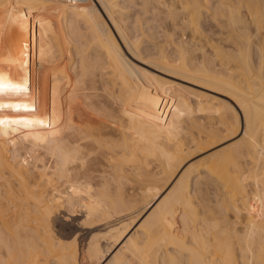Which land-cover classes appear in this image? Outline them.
I'll use <instances>...</instances> for the list:
<instances>
[{
  "label": "bare ground",
  "instance_id": "1",
  "mask_svg": "<svg viewBox=\"0 0 264 264\" xmlns=\"http://www.w3.org/2000/svg\"><path fill=\"white\" fill-rule=\"evenodd\" d=\"M143 1L0 0V79L26 89L0 92V264H79L51 224L75 208L85 228L140 211L88 264H264V44L200 68L165 47L191 0ZM232 6L209 9L246 28Z\"/></svg>",
  "mask_w": 264,
  "mask_h": 264
},
{
  "label": "rangeland",
  "instance_id": "2",
  "mask_svg": "<svg viewBox=\"0 0 264 264\" xmlns=\"http://www.w3.org/2000/svg\"><path fill=\"white\" fill-rule=\"evenodd\" d=\"M154 0H148V2L143 1L144 6L147 5L150 7L153 4ZM225 1V2H224ZM208 0L206 3L209 7H221L223 5H227L228 3L232 4L233 6H239L243 13L242 19L248 22V26L246 28H241L238 26L239 22L233 23L227 16H223L221 13V8L218 10H214L215 8L209 9L207 8L204 2L200 0H191L189 7L190 10L193 12V19L189 21L188 26L186 29L182 28L178 29L179 32L186 30L184 35H187L189 38L187 43L181 41L180 37L176 38V44L173 46L169 44V41L165 44L167 47V51L173 52V47L176 48V53L173 55L174 57L177 56L181 60H189L191 64L199 63V67L203 69L212 68L215 64L218 66H225L228 61L232 60V52L230 51L232 48H229L230 43L235 41L236 43L240 44L241 46L246 45L248 42H257L259 44H264V0ZM205 4V8L200 6V3ZM222 2V3H221ZM226 4H224V3ZM122 3V2H120ZM132 4L129 5L127 8L129 11V18L130 20H134L133 17H136L138 12V6L134 5L135 1L131 2ZM221 3V4H220ZM213 4V5H212ZM218 4L220 6H218ZM232 6V7H233ZM248 7H252V10H248ZM126 9V10H127ZM206 9V10H205ZM209 11H208V10ZM134 13V14H133ZM214 13V14H213ZM176 14H181L180 9L176 10ZM212 14V15H211ZM200 16V17H199ZM149 23H151L152 28L150 29L148 36L146 37L149 40H162L163 35H161V29L156 27L158 21L153 19L152 14L148 13ZM137 26V23H136ZM238 28L240 30H238ZM241 31V37L235 39L236 36L235 32ZM83 42L85 38H83ZM169 40V38H168ZM164 42V41H163ZM212 44H216L219 46V51H214L211 47ZM222 47V48H220ZM254 53V52H253ZM176 55V56H175ZM216 56L220 57V60L216 58ZM57 59V60H56ZM60 59V60H59ZM66 61V58L62 55L56 53L53 58L50 60V65H54L59 62ZM221 61V62H220ZM55 62V63H54ZM232 63V62H231ZM221 64V65H219ZM264 68V67H263ZM196 157L195 159H197ZM194 159V160H195ZM192 160V161H194ZM76 210V211H75ZM67 209L58 210L57 214L55 215L54 220L51 222L53 229L60 237L65 238L66 240L70 241L75 239L76 241V248H77V259L79 264H88V259L85 253L87 240L90 235L94 233H101L103 229H105L110 224L120 223V222H130L135 217L139 216V212H135L133 214L127 215L126 217L122 218H114L113 220L109 221L108 223L102 224L97 227L85 228L80 226V214L81 212L79 209L75 208L72 211ZM67 213V214H66ZM69 214V215H68ZM130 220V221H128ZM142 220V219H141ZM140 220V221H141ZM120 221V222H119ZM112 222V223H111ZM132 226V225H131ZM133 229L131 230V232ZM101 243H105L101 240ZM120 246V245H119ZM114 250H116L119 248ZM112 252V253H114ZM80 255V256H79ZM81 261V262H80Z\"/></svg>",
  "mask_w": 264,
  "mask_h": 264
},
{
  "label": "snow or ice",
  "instance_id": "3",
  "mask_svg": "<svg viewBox=\"0 0 264 264\" xmlns=\"http://www.w3.org/2000/svg\"><path fill=\"white\" fill-rule=\"evenodd\" d=\"M6 90H11V91H24L26 90L23 85L21 84H12V83H4L2 79H0V92H4ZM0 107H3V105H0ZM8 107H13L12 105H8ZM15 107H19V105H16ZM4 121L0 120V124H3ZM13 123H20V121H13ZM26 124L29 122H25ZM40 123H43L40 121Z\"/></svg>",
  "mask_w": 264,
  "mask_h": 264
},
{
  "label": "built area",
  "instance_id": "4",
  "mask_svg": "<svg viewBox=\"0 0 264 264\" xmlns=\"http://www.w3.org/2000/svg\"><path fill=\"white\" fill-rule=\"evenodd\" d=\"M67 1H70V2H84L86 0H67Z\"/></svg>",
  "mask_w": 264,
  "mask_h": 264
}]
</instances>
